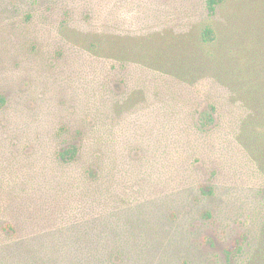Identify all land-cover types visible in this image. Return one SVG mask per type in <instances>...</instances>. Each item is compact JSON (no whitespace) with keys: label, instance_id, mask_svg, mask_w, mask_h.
I'll list each match as a JSON object with an SVG mask.
<instances>
[{"label":"trees","instance_id":"16d2710c","mask_svg":"<svg viewBox=\"0 0 264 264\" xmlns=\"http://www.w3.org/2000/svg\"><path fill=\"white\" fill-rule=\"evenodd\" d=\"M120 6L70 52L47 191L0 192V264H171L226 205L225 264H264V0Z\"/></svg>","mask_w":264,"mask_h":264},{"label":"rangeland","instance_id":"374dc122","mask_svg":"<svg viewBox=\"0 0 264 264\" xmlns=\"http://www.w3.org/2000/svg\"><path fill=\"white\" fill-rule=\"evenodd\" d=\"M129 1L0 0V93L8 100L0 110L3 196L4 189L30 178L26 185L32 181L47 191L46 181L34 180L49 173L54 163L52 153L62 145L52 134L65 121L69 107L65 66L70 52L84 42V38H77L90 12L99 14L107 3L119 10ZM241 213L226 205L217 208L213 218L195 221L192 229L198 238L210 236L214 244L197 241L194 247L186 245L184 256L171 264H181L184 259L190 264H225L223 249L241 238L245 230L236 217Z\"/></svg>","mask_w":264,"mask_h":264}]
</instances>
